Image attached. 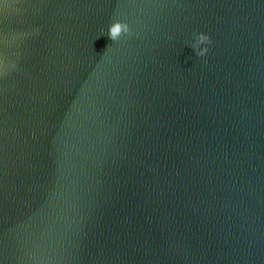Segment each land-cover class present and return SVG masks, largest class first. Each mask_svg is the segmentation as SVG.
Instances as JSON below:
<instances>
[{
  "label": "water",
  "instance_id": "1",
  "mask_svg": "<svg viewBox=\"0 0 264 264\" xmlns=\"http://www.w3.org/2000/svg\"><path fill=\"white\" fill-rule=\"evenodd\" d=\"M0 264H264V0H0Z\"/></svg>",
  "mask_w": 264,
  "mask_h": 264
},
{
  "label": "clouds",
  "instance_id": "2",
  "mask_svg": "<svg viewBox=\"0 0 264 264\" xmlns=\"http://www.w3.org/2000/svg\"><path fill=\"white\" fill-rule=\"evenodd\" d=\"M130 32V27L127 23L117 21L111 24L107 30L108 35L113 41L118 40L122 34ZM194 43L192 47L196 52V57L204 58L209 53V46L213 43L212 38L206 32L193 33Z\"/></svg>",
  "mask_w": 264,
  "mask_h": 264
}]
</instances>
